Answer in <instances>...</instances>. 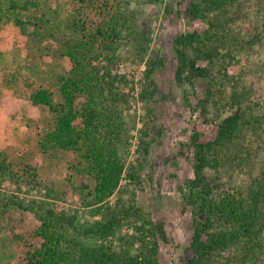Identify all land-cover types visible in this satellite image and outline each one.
Listing matches in <instances>:
<instances>
[{
	"label": "trees",
	"instance_id": "trees-1",
	"mask_svg": "<svg viewBox=\"0 0 264 264\" xmlns=\"http://www.w3.org/2000/svg\"><path fill=\"white\" fill-rule=\"evenodd\" d=\"M6 1L0 0V8ZM54 1L67 10L66 26L78 39L66 51L70 70L58 80L61 100L55 102V94L44 87L35 89L30 100L33 106L46 108L51 116L50 127L36 136L37 151L52 163L67 159L70 172L60 180L47 179L28 154L16 156L2 151L0 186L8 180L28 188H45L50 197H57L56 192L79 195L83 205L101 217L85 234L79 232L81 235L107 238L123 224L131 226L135 234L128 237L125 249L120 251L104 244L88 246L70 233L75 217L49 210L45 215L35 214L40 224L31 232L34 240L25 248L24 262L161 264L160 242L167 241L166 224L141 208L137 200L151 137L146 129L140 131L136 160L128 162L122 154L129 147L128 133L118 112L119 103L126 102L125 96L115 91L113 82L99 78L92 65L93 56H89L94 51H112L119 44L123 27L118 10L128 0H44V7L37 0H9L11 9L36 14L32 24L35 35L50 36L57 27L47 18L48 7ZM242 1H194L188 14L209 22V29L180 34L175 41L180 62L178 79L187 75L206 82L196 108L206 111L214 106L220 112H229L217 124L213 140H202L197 132L190 138L194 177L186 185L194 195L189 204L196 218L182 264H260L264 254V169L253 174L249 169L251 157L241 156L236 149L246 137H260L264 118H247L242 106L250 98V91L243 89L241 79L234 80L232 94L227 96L225 80L217 77L223 72L230 78L224 67L227 58L221 54L216 34L210 31L215 27L224 29V16ZM23 24L17 22L19 27ZM190 50L196 59H192ZM197 59L208 65L198 66ZM151 66L147 76L153 71ZM226 169L231 170L229 177L224 175ZM211 172L222 173V179L216 181L219 183L211 180ZM236 174L244 178L232 186ZM6 201L3 204L8 207ZM16 203L19 209L29 210Z\"/></svg>",
	"mask_w": 264,
	"mask_h": 264
},
{
	"label": "rangeland",
	"instance_id": "rangeland-1",
	"mask_svg": "<svg viewBox=\"0 0 264 264\" xmlns=\"http://www.w3.org/2000/svg\"><path fill=\"white\" fill-rule=\"evenodd\" d=\"M194 1H126L118 10L123 27L119 44L112 51L89 55L93 56L92 65L99 78L113 82L115 91L125 96L126 102L119 103L118 112L128 133L129 147L122 152L128 162L136 160L140 131L146 129L151 137L137 200L141 208L166 224L167 241L160 242L161 264H182L193 237L196 216L189 203L194 195L186 185L194 177L190 138L197 132L202 140H213L220 119L229 114L214 106L206 111L196 108L206 82L187 75L177 77V36L206 31L210 26L188 14ZM37 2L42 7L46 4L44 0ZM35 15L11 9L9 0L0 8V152L28 154L44 178L60 180L70 172L68 160L61 158L59 163H52L37 151L36 136L50 127L51 116L46 108L33 106L30 96L44 87L55 94V102L61 100L58 80L70 70L66 51L78 38L66 26L67 10L56 1L47 14L57 25L54 36L35 35ZM224 18V29L214 26L210 31L222 45L221 54L227 58L224 67L230 78L216 71L217 77L225 80L227 96L232 94L234 80L241 79L243 89L250 91V98L242 106L247 118H264V0H243ZM20 20L24 23L21 27L17 26ZM189 52L193 60L197 58L193 50ZM196 62L198 66L208 65L207 61ZM150 64L153 71L147 76ZM259 131L260 137H246L236 146L241 156L251 157L249 169L253 174L264 169V124ZM229 171L225 170L226 177L231 175ZM221 175L209 173L216 184ZM243 178L236 174L232 186ZM56 194L50 197L45 188H28L8 180L0 186V264H25V248L34 240L31 232L40 224L35 214L45 215L49 210L75 217L70 233L88 246L104 244L120 251L125 249L128 237L135 234L131 226L123 224L107 238L81 235L101 217L94 216L79 195ZM5 200L7 205L10 203L8 207L3 204ZM11 200L32 211L19 209ZM260 264H264V254Z\"/></svg>",
	"mask_w": 264,
	"mask_h": 264
}]
</instances>
